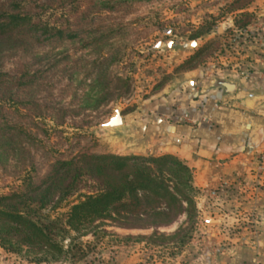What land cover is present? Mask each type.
Wrapping results in <instances>:
<instances>
[{
  "label": "rangeland",
  "instance_id": "rangeland-1",
  "mask_svg": "<svg viewBox=\"0 0 264 264\" xmlns=\"http://www.w3.org/2000/svg\"><path fill=\"white\" fill-rule=\"evenodd\" d=\"M34 1L33 6L41 9L46 19L58 25L68 26L69 23H75L77 30L101 28L123 31V36L113 42L112 49H117V57L109 72L112 76L127 78L131 83L130 92L124 97H117L120 92L116 90L113 97L105 98L104 91H100L103 84L97 85L90 77V74L96 73L87 69L72 81L65 76L53 85L54 77H46L49 79L48 84L47 80H43L39 88L27 91L26 98L29 101L39 100V107L38 110L29 107V110L24 112L19 109V112L28 116L22 121L27 122L28 126H36L37 129L33 131L36 140L53 155L57 152L75 154L85 146H93V152L96 154L119 155L108 151L107 137L103 135L106 132L104 130L109 128L104 125L115 115V110H119L120 116L134 112L140 104L148 102L179 75L199 67H207L209 78L231 67L243 71L246 68L244 60L249 58L254 49L264 46L261 42L264 38L263 23L253 12L246 10L254 0H250L248 4L244 2V13L235 8L238 6L233 4L235 0ZM244 14H248L249 18H244ZM228 22L230 25L226 27ZM202 47L207 48L199 56L196 68L180 67ZM89 50L83 48L80 41L46 42L32 47L26 53L4 60L2 69L7 72L20 64H29L32 66V72L42 70L46 75V70L55 59L60 60L64 56L86 57L85 54ZM89 58L93 59L94 55ZM64 63L62 62L61 66ZM9 104L6 105L7 109L15 113L18 106L12 102ZM71 110L72 112H69ZM41 131L44 132L43 135ZM1 145L0 195L20 191L23 179L29 171L31 174L38 173V176L44 173L46 159L40 150L26 148L32 155L31 167L28 154L18 153ZM254 169L251 172V183L257 188L264 178V169L259 175L253 174ZM78 200L79 197L74 195L64 201L60 208L43 213L56 218L64 215L69 206ZM231 214L235 221L222 223L221 229L226 230L223 232L233 234L245 228L252 234H257L258 216L254 208L244 211L241 208H233ZM183 220L181 217L173 225L160 228L159 231L171 234L177 226L184 225ZM197 224L196 208L190 232L184 237L158 245L146 239H137V236L149 235L151 230H128L119 228L108 220L97 221L91 226L92 232L85 236L76 232H68L64 236L61 243L67 254L62 260L53 262L48 258L39 261L43 254L26 252L25 248L19 253H11L0 247V262L196 264L204 245V241L198 237ZM219 232L222 233L220 229ZM228 242L229 240L222 239L209 245V257L212 261L217 257V253L228 247Z\"/></svg>",
  "mask_w": 264,
  "mask_h": 264
},
{
  "label": "trees",
  "instance_id": "trees-1",
  "mask_svg": "<svg viewBox=\"0 0 264 264\" xmlns=\"http://www.w3.org/2000/svg\"><path fill=\"white\" fill-rule=\"evenodd\" d=\"M249 1L235 0L233 4L243 12ZM34 2L0 0V144L28 154L31 167L32 155L26 148L38 149L46 164L42 175L26 173L20 191L0 195V247L11 253L25 248L26 252L43 254L39 261L49 258L56 262L67 254L61 240L68 232L85 236L92 232L93 224L105 220L123 229L151 230L149 235L137 236V239L158 245L184 237L194 224L196 190L190 169L181 161L170 155L96 154L93 146H85L75 154L57 152L53 155L36 140L33 134L36 126L22 121L28 116L19 109L24 112L29 107L34 110L39 107V100L26 98L27 91L39 88L43 80L48 84L46 77H54L53 85L65 76L72 81L90 69L91 73H96L90 74L95 83L103 84L100 91H104L105 98L113 97L116 90L120 92L117 97H124L131 87L130 80L109 72L117 57V49H112L113 42L123 36V31L77 30L75 23L61 26L46 19L41 9L33 6ZM244 18L249 15L244 14ZM64 40L82 42L83 48L90 49L85 54L88 57L55 59L46 75L42 70L32 72L29 64H20L7 72L2 69L6 59L46 42ZM206 48L197 50L180 67L196 68ZM90 55L94 58L90 59ZM62 62L65 63L61 66ZM11 102L18 106L15 113L6 107ZM74 195L79 200L72 203L64 215L51 218L43 213L60 208ZM181 217L184 225L177 226L171 234L159 231Z\"/></svg>",
  "mask_w": 264,
  "mask_h": 264
},
{
  "label": "crops",
  "instance_id": "crops-1",
  "mask_svg": "<svg viewBox=\"0 0 264 264\" xmlns=\"http://www.w3.org/2000/svg\"><path fill=\"white\" fill-rule=\"evenodd\" d=\"M246 10L258 16L264 30V0H254ZM244 61L243 71L231 67L213 78L206 66L182 73L103 134L110 152L170 155L190 169L198 237L204 241L196 264H264V178L257 188L251 183L264 153V46ZM226 84L233 85L231 92ZM185 114L189 122L179 121ZM251 207L258 216L257 234L245 228L223 232L222 223L235 221L233 208ZM222 239L229 240L228 247L212 261L209 245Z\"/></svg>",
  "mask_w": 264,
  "mask_h": 264
},
{
  "label": "water",
  "instance_id": "water-1",
  "mask_svg": "<svg viewBox=\"0 0 264 264\" xmlns=\"http://www.w3.org/2000/svg\"><path fill=\"white\" fill-rule=\"evenodd\" d=\"M226 88L228 89V92H231L233 89L232 84H226ZM121 124V116L119 110H115V115L109 119V121L104 125L105 127H117Z\"/></svg>",
  "mask_w": 264,
  "mask_h": 264
},
{
  "label": "built area",
  "instance_id": "built-area-1",
  "mask_svg": "<svg viewBox=\"0 0 264 264\" xmlns=\"http://www.w3.org/2000/svg\"><path fill=\"white\" fill-rule=\"evenodd\" d=\"M194 89H195V87L191 88V90H194ZM178 120L179 121H183V122H189L188 116L186 114L181 116ZM263 169H264V153H262L258 157L257 166H256V169H254V173L253 174L259 175V174H261Z\"/></svg>",
  "mask_w": 264,
  "mask_h": 264
}]
</instances>
